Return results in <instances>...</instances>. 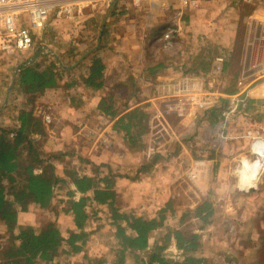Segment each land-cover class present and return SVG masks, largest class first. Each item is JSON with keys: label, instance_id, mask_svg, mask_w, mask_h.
I'll list each match as a JSON object with an SVG mask.
<instances>
[{"label": "crops", "instance_id": "obj_1", "mask_svg": "<svg viewBox=\"0 0 264 264\" xmlns=\"http://www.w3.org/2000/svg\"><path fill=\"white\" fill-rule=\"evenodd\" d=\"M181 2L185 3L184 6L191 3L189 0ZM106 18L99 32V39L102 41L88 46L81 54L77 48L64 51L63 53H68L69 60L64 59L58 48H52L47 40L39 42L27 52L21 51L9 56L0 53V126L16 127L20 111L42 116L46 134L40 139V145L47 142L53 144L54 149L48 152V155L53 154L49 161L55 165V172L66 179L60 182L66 183L68 190H74L75 186L59 162L69 160L70 170L78 174L110 176L113 179L112 188L116 191L114 205L120 211L144 216L156 215L166 206L193 211L204 200L202 195L208 183L210 166L204 160H194L196 155L189 149L193 134L181 132L179 128L197 126L204 106L199 107L196 86L202 84L204 97L207 95L211 98L212 106L209 110L219 107V95H236L244 88L246 102L254 99L249 103L251 107L257 105L260 99L264 103V36L258 41L256 39L259 38H246L239 44L234 39V34L229 36L230 40L222 42L219 41L222 37L219 32L212 29L207 31L208 34L204 32L220 43L217 48L218 45L225 47L231 62L234 61L236 51L239 50L240 53L237 57V71L231 75L232 81L227 88L220 89L210 85V79L222 71L224 58L220 60L219 57L223 56L215 50L211 54L209 70L201 72L196 67L200 58L207 54L208 47H201L193 52L195 56L187 63L192 64L191 74L172 72L169 68L176 63L170 61H164L161 67L150 70L159 61L155 44L162 38L165 26L173 22V31H179L181 26L176 19L159 20V27L163 28L160 33L157 32L153 36L154 40L148 42L143 37L135 48L130 45L121 46L113 40L118 33L111 26L113 24H105L109 17ZM136 49L139 50V55L134 53ZM46 50L51 54L50 57ZM143 51L148 52V55L143 54ZM94 55L103 65L101 77L96 79L101 81L100 86L87 82ZM24 64H33L39 72L49 69L55 71L53 83L34 88L29 83L20 84L19 69ZM140 76L146 80L155 79L151 81L148 90L138 83L136 85ZM239 80L242 84L238 83ZM131 82L134 83V88L121 93V89ZM181 84L192 86V92L186 96L193 98L192 100H185V96L178 94ZM117 88H120V92ZM103 102L105 109L101 106ZM243 108L248 111L247 104ZM52 110H55V114ZM106 110L114 113L109 114ZM99 112L102 116L99 131L91 129L92 122L77 119L79 114ZM45 114L50 116L48 121ZM172 118L178 120L177 128ZM73 122L76 125H72ZM68 124L73 128L68 133L59 131ZM123 126H129L128 132ZM84 128H88L91 140L83 139L81 132ZM36 137L39 138L38 135ZM83 142H86L84 151ZM136 143L139 144L137 148L134 147ZM214 161L215 159L212 162ZM191 170L195 174L192 180L188 177ZM53 193L55 194L54 190ZM79 195V192H75L76 198ZM120 197L124 203L118 201ZM135 197L138 198L137 204L126 202ZM94 208L96 212L109 207L95 203ZM169 210H165V213Z\"/></svg>", "mask_w": 264, "mask_h": 264}, {"label": "rangeland", "instance_id": "obj_2", "mask_svg": "<svg viewBox=\"0 0 264 264\" xmlns=\"http://www.w3.org/2000/svg\"><path fill=\"white\" fill-rule=\"evenodd\" d=\"M110 3L111 0H59L49 11L44 29L35 33L33 46L47 40L52 48H58L64 59L69 60L68 53H63L64 51L77 48L78 53L81 54L88 46L102 41L99 39V32L106 17H109L105 24L107 26L113 24L111 26L116 28L118 33L114 35L113 40L121 46L130 45L136 48L143 37L144 41L148 42L154 40L153 36L157 32L160 33L163 28L159 27V20L176 19L181 27L177 33L172 32L169 45H163L165 44L163 38L156 41L157 58L175 62L176 64L169 68L172 72L187 73L188 69H192V64L187 63L195 56L193 52H197L196 50L201 47H208L211 55L216 50L222 54L225 68H222L219 75L210 79V85L224 89L232 81L231 75L237 71V57L240 53L237 50L234 61L231 62L227 50L217 48V44L220 43L206 35L207 31L212 29L219 32L222 36L219 41L222 42L225 39L230 40L229 36L234 34V39L239 44L246 38L248 40L259 38L256 39L258 41L264 36V0H196L194 5L185 6L181 0H114L112 4ZM64 6H68L70 11L62 10ZM45 52L49 53L47 50ZM134 53L139 55V50L136 49ZM142 53L148 55V52ZM204 53L206 54V51ZM50 56L49 53L48 57ZM210 64L211 61L208 67H211ZM203 67L205 68L204 64ZM197 68L201 69V72L209 70L206 69L207 67L206 70H202L201 65ZM152 80L155 79L146 80L140 76L136 80V85L138 83L148 90ZM134 86L131 82L121 89V93L129 92ZM117 90L120 92V88ZM218 97L220 98L218 105L221 106V110L225 109L230 96L224 94ZM205 98L209 97L206 95ZM261 100L254 107L248 108V111L242 108L240 112L229 114L225 125L222 126L221 136L218 133L221 130L219 123L223 120V115L210 117L209 109L212 103L208 104V102L202 107L197 126L179 128L181 132L187 131V134H193L189 149L196 155L194 160H204L210 166L207 174L208 183L202 195L210 206L202 214L207 210H211V213L206 218H201L196 216L194 210L187 211L184 215L186 209L178 207L174 212L169 210L164 225L152 232L149 247L154 243L164 244L162 252L166 257L183 259L185 252L176 246L172 232L173 229H180L186 235L198 234V247L194 254L203 257L199 264H264V154L254 147L256 137L264 140V103ZM53 112L55 114V110H52ZM101 117L100 112L87 113V115L83 113L79 114L77 119L92 122L91 129L99 131ZM172 120L177 128L178 120L176 118ZM71 124L76 125L74 122ZM68 125L62 126L59 131L63 134L68 133L72 128ZM248 130L250 134H247ZM81 133L83 139H92L88 128H84ZM85 144L86 142L82 143L83 151ZM138 146L139 144H134V147ZM66 147H69V144H66ZM53 149V144L50 142L41 144L40 148L44 156ZM213 159H215L214 163ZM68 162L69 160L59 162V165L69 170L71 165ZM67 191L66 183L56 184L54 204L50 211L31 206L29 210L19 212L18 222L38 224L53 218L63 233L74 228L72 216L62 211L64 204L68 203L59 202L60 198L63 200L68 198ZM118 201L125 202L121 197ZM126 202L137 204L138 198H130ZM94 206L90 208V214L95 211ZM110 214L109 208L100 209L88 219L86 227L92 230V233L88 237L84 252L68 258L57 257L56 261L46 264H80L87 261V257L83 255L103 256L107 259L106 264H110L109 260L113 257L116 246L115 228L109 222ZM167 233L171 235L168 241H166ZM8 236L9 233L0 226V248L7 242ZM151 248L136 252L138 256L128 253L122 264H142L140 258L146 262ZM154 264L158 263L154 262Z\"/></svg>", "mask_w": 264, "mask_h": 264}, {"label": "trees", "instance_id": "obj_3", "mask_svg": "<svg viewBox=\"0 0 264 264\" xmlns=\"http://www.w3.org/2000/svg\"><path fill=\"white\" fill-rule=\"evenodd\" d=\"M218 48L226 50L224 47L218 46ZM208 52L198 61L197 66L201 65L202 70L209 68L208 64L212 55H210V49ZM218 54L222 56L221 53L218 52ZM158 60V63L150 68L151 71L161 67L164 65L163 62L167 61ZM203 64L205 68L207 67L206 69ZM102 68L101 60L94 55L87 82L93 86H100L101 81L96 79L101 77ZM223 68H225L224 64ZM190 72L192 71L188 69L187 74H191ZM55 73L51 69L39 72L33 64H24L19 69V82L20 84L29 83L31 88L43 87L53 83ZM252 100L254 99L249 100V103ZM249 103H247V109L251 107ZM101 106H104V102ZM106 111L109 114L114 113ZM220 112L221 106L212 108L209 116L220 115ZM17 122L16 127L0 126V226L9 233L7 242L0 248V264H46L56 261L57 257L68 258L84 252L88 237L92 233V230H88L86 226L88 219L95 213L94 211L90 214V208L95 203L106 204L111 211L110 223L115 228L116 246H114L115 253L109 260L110 264H122L128 253L138 256L136 252L151 247L147 261L144 262L145 260L140 258L142 264H154V262L158 264H199L203 260V257L194 254L198 247L197 233L186 235L180 229L172 230L176 246L185 252L184 258L180 260L166 257L162 252L164 244L154 243L149 247L151 232L164 225L165 210L170 209L174 212V209L166 206L153 216L120 211L114 205L116 191L112 188L113 179L106 174L98 176L78 174L73 170L64 169L75 189L68 190V198L66 200L60 198L59 202L68 203L64 204L62 211L72 216L75 228L63 233L53 218L38 224H20L18 213L29 210L31 206L46 208L50 211L54 204V185L66 179L55 172V165L49 161L53 154L42 156L40 139L46 134L42 116H35L29 111H20ZM123 127L128 132L129 126ZM37 135L39 138L36 137ZM75 192L80 193L77 198ZM209 206L210 203L204 200L193 210L196 216L206 218L211 210H207L205 214L202 213ZM186 213L187 211L183 215ZM170 237L171 235L167 233L166 241L170 240ZM83 256L87 257V261L80 264L107 263V259L103 256Z\"/></svg>", "mask_w": 264, "mask_h": 264}, {"label": "built area", "instance_id": "obj_4", "mask_svg": "<svg viewBox=\"0 0 264 264\" xmlns=\"http://www.w3.org/2000/svg\"><path fill=\"white\" fill-rule=\"evenodd\" d=\"M58 1L59 0H0V53L12 54L31 49L34 44L35 33H39L44 29L49 11ZM190 2L194 5L196 1L189 0V3ZM62 10L69 12L70 8L64 6ZM173 24V22H170L163 29L162 38L164 39L165 44L171 42V34L174 30ZM219 59L222 60V57H219ZM217 67L220 68L219 65ZM238 83L242 84V81L239 80ZM196 89L199 92V95L195 93L196 96L198 95L197 99L199 101L198 103H200L199 107L205 106L207 102L209 104L210 99L204 97L205 94L202 84L197 85ZM190 92H192V86L186 84H181L179 86L178 94L185 96V100L193 99L186 97ZM245 98V88L241 93L236 95L232 94L230 96L226 108L221 110L223 120L219 123L221 130H219L218 134L220 136L222 135V126L225 125L229 114L240 112L246 103ZM44 117L47 121L50 119L48 114H45ZM248 133L250 134L251 132L248 130L247 134ZM260 140L259 137H256L255 139L256 142ZM245 160L248 161V159ZM194 175L195 174L192 170L188 172L189 179L192 180Z\"/></svg>", "mask_w": 264, "mask_h": 264}, {"label": "bare ground", "instance_id": "obj_5", "mask_svg": "<svg viewBox=\"0 0 264 264\" xmlns=\"http://www.w3.org/2000/svg\"><path fill=\"white\" fill-rule=\"evenodd\" d=\"M255 148H257L258 150H260V152H262L264 154V140H260V141H257L255 143ZM248 184V182H247Z\"/></svg>", "mask_w": 264, "mask_h": 264}]
</instances>
